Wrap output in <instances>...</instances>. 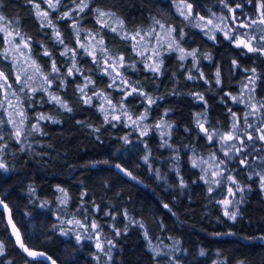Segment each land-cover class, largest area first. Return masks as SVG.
Segmentation results:
<instances>
[{
    "label": "trees",
    "instance_id": "16d2710c",
    "mask_svg": "<svg viewBox=\"0 0 264 264\" xmlns=\"http://www.w3.org/2000/svg\"><path fill=\"white\" fill-rule=\"evenodd\" d=\"M35 1L0 0V15L5 17L0 27L19 29L30 40V59L42 66L53 59L63 72L53 77L47 92L41 88L20 92L13 55L9 52L8 59L2 55L7 46L5 33L0 32V70L13 83L9 94L21 97L28 115L25 123L32 128L35 122L40 128L39 132L32 128L25 142L22 138L18 142L1 118L0 162L5 167L0 169V201L7 208L0 206L4 248L0 264H264V198L256 177L250 175L264 167L257 139H244L245 150L230 161L227 170V176L232 175L243 189L237 191L235 184H229L234 203L228 210L237 213L235 219L226 216L219 203L227 194L224 183L211 186L209 193L200 169L192 165L193 153L204 152L208 146L196 114L201 112L208 126L222 131L230 130L234 120L239 131L248 129L253 115L246 116V104L232 99L248 75L255 80V98L264 103V55L235 43L237 37L254 36L253 47L260 46L255 42L264 26L239 25L258 21L257 9L264 0H226L234 12L220 0H87L89 6L83 12H72L68 0H60L55 11L48 9V19L63 44L57 42L52 26H41ZM176 2L192 5L188 19L184 16L189 12L179 10ZM96 9L114 13L123 26L106 21L110 27H102L105 22L97 21ZM64 12H72V18L61 19ZM214 13L228 21L231 40L221 32L210 38L198 26V18ZM154 20L174 29L171 38L185 50H195V59L186 55L181 60L175 51H163L159 71L146 68L152 65L146 53L134 50L131 38L121 37H131L137 29L143 35L158 28ZM100 39L110 56L124 57L121 71L127 84L109 87L113 81L104 72V54L94 47L100 46ZM88 41L99 64L85 51ZM65 47L69 51L61 55ZM45 48L50 56L44 55ZM71 51L80 71L68 75L63 65ZM86 79L93 83L86 85ZM81 87L86 96L78 90ZM133 88L137 91L132 92ZM101 92L117 107L119 120L107 114L105 122L102 98H97ZM49 94L58 95L72 111L50 100ZM87 97H92L91 104L84 103ZM147 97L155 102L150 104ZM39 115L51 119L38 120ZM136 118L140 120L133 124ZM157 119H163L167 133L156 130ZM244 158L247 162L241 164ZM7 216L24 246L44 252L49 260L27 257L8 227ZM69 220H79L83 227ZM93 222L98 225L95 230ZM98 242L102 250L97 249Z\"/></svg>",
    "mask_w": 264,
    "mask_h": 264
},
{
    "label": "rangeland",
    "instance_id": "374dc122",
    "mask_svg": "<svg viewBox=\"0 0 264 264\" xmlns=\"http://www.w3.org/2000/svg\"><path fill=\"white\" fill-rule=\"evenodd\" d=\"M35 4H39L40 10L42 12L46 11L48 12L49 6L47 3V0H36ZM55 2V0H54ZM80 3V0H68L67 1V5L70 4V9L73 10L77 7V4ZM177 8L179 10H184L189 12V8L188 5L186 3L183 2H176ZM68 11V10H67ZM77 12V11H75ZM106 12V11H105ZM224 15L220 14V13H214V14H210L208 16L203 17V19L198 18L197 19V24L198 26L210 37H213L214 34L216 32H221L225 35L226 32H228L229 30V24L228 21L226 20V18L224 17V20L219 19V17H221ZM209 20L212 21V23H209ZM103 22L109 21L111 22L114 27L115 26H119V19L111 16H105L102 18ZM215 25H219L221 29H223L222 31L217 30L215 28ZM264 26V25H263ZM254 37V36H252ZM251 37V38H252ZM262 37H264V31L261 33L259 41H256L255 44L257 43L258 45H264V39H262ZM240 39H245L244 37H239ZM87 40V39H85ZM172 38L171 36L168 34L167 28L161 29L160 27L155 29V34L152 36H146L145 39L143 41L140 40L139 37H136V40L133 42L137 43V41H139V43L137 44V48H139L142 53H146V57L148 58V61L150 64H152L153 66L155 65V63H158L160 61V56L161 53L163 51H175L176 52V56H178L180 58V56L182 55V53L179 50H172L169 49V44H171L172 42ZM15 43H20L19 39L15 41ZM236 43V42H235ZM79 44V42L77 43V45ZM252 46L254 45L253 42L251 41ZM7 48L9 49V52L13 55V58H15L16 61V71H15V77L17 75V73H21L22 75V79H26L27 76H34L33 80L28 81V85L29 87H26V91L29 90V88H45L48 87L47 84L44 83L43 79L41 76L39 75H35L33 72V69L31 67L32 65V59H30L29 55L31 53V50L29 51L28 48H23L21 45L20 50H17L14 46L11 45H6ZM180 48H183L181 45H179ZM86 47L88 49V51H93L94 48L92 49L90 47V43L89 41L86 43ZM95 49H99L100 46H94ZM243 47V46H242ZM256 47V46H255ZM159 48V56L157 57L156 55V49ZM245 48V47H244ZM259 48V46L257 47ZM173 49H175V46L173 45ZM184 49V48H183ZM190 51H187L184 49V53H189ZM73 53L74 51H71L69 56L67 57L66 60H68V63H70V60H73ZM116 58V57H114ZM103 60V59H102ZM118 61V58H117ZM52 63H53V59H49L48 63H46L45 66H42L39 64L41 70L43 73L45 74H50L49 75V79H51L53 81V77H56L57 74H61L63 71L60 69V65H57V68L59 69L58 73H52ZM68 63H62L66 64L63 65L64 69L66 72H68L69 70V66ZM73 62L71 61V64ZM104 63V61H103ZM109 65H111V61L108 62ZM105 65V63H104ZM121 66H119V62L116 65V71H112V67H108V71L112 72V77H116L115 80V85L116 87L120 86L122 84V81L120 79V77H123V80L126 81L124 79V72L121 71ZM1 71V70H0ZM117 72L119 73V76H117ZM252 80L251 75H248L247 78L240 82L239 88L237 90V94L234 97H237V101L238 102H242L246 104L247 107V112H251V104H256L257 107H259V105L261 104V102L259 100H257L254 96V92H253V83H251L250 81ZM16 81V80H15ZM113 81V80H112ZM3 80H0V84H3ZM17 83V82H16ZM8 84L9 85H13L12 81L10 79H8ZM17 85H22L20 83H17ZM12 90H10L11 92ZM7 89V100L4 99L5 97V90L4 89H0V102H3V107H0V121H2L3 119L7 121L9 120V113H11V119L15 122L16 124V128H21L23 129L22 133H21V137L22 138V142H25V139L27 138V133H29L30 131H33L32 128L30 127V124L25 123V121H27L26 119H28V115L25 109V105L22 103V99L21 97H19V103H17V96L13 95L11 96L10 93ZM105 96V95H104ZM106 97V96H105ZM8 101H11V106L9 105ZM110 101V103H109ZM103 105V107L105 109H107V114L113 115V116H118V109L115 106V109L112 108V105H115L110 99H103L102 98V103L101 106ZM21 107L23 108V113L24 116L27 117L26 119H23V117L19 114L20 113V109ZM1 110H3V113H1ZM105 113V112H104ZM253 115V119L251 122H248L247 124H251L253 127H248V129L251 128V130H248L247 128L245 130L242 131H237L236 132V136L239 137V139H234L233 141H229L227 143H225L222 146L221 140H220V136H216L214 135L213 140L209 141L207 136L205 135V141L208 143V146L206 147V151L201 152V153H193L192 158L195 157L196 160L199 161H205V163L201 164L198 168L201 171L202 176H206V179L208 180H212L215 179L214 177H212V172L217 170V165H219V169L223 172V176L221 177L222 179V183H224V189L227 192L226 197L224 199H230L233 201L234 203V195L233 196H229L228 194V188L230 187V182L227 180V170L229 169V164L230 161L235 158V157H239L241 152H243L245 150V147L247 146L248 143H245L243 145L240 144V140H248L247 136L248 134H252L254 138L257 139L256 144H258L261 148V151L264 153V141L259 140V133L255 131L256 128H264V109H261L260 111H257L255 113L252 114ZM257 117V118H255ZM2 118V120H1ZM21 119H23V125L20 124ZM196 119L198 122L199 119V123H203L204 125L207 122V118L201 113L199 112L198 114H196ZM140 119L136 118V123L137 121ZM233 122H235L237 124V121L234 120ZM36 124L35 122H33V125ZM9 127H11L13 129V131H16V128H13V126L11 124H9ZM155 127L156 130H158L161 133H167L168 129L165 127L164 121L163 119H157L155 120ZM157 125H159V127H157ZM237 128H238V124H237ZM206 129L208 132L210 133H217L219 132L220 135H224L226 133H228L229 131L232 130V128H230V130L228 131H222L219 130L217 128L214 127H210L206 124ZM242 134H244V138L242 137ZM33 132L31 133L30 136H33ZM26 137V138H25ZM251 141V140H248ZM260 142V144L258 143ZM235 143L236 144V148L232 149L231 152H229V156H225V152L229 151V144ZM250 143V142H249ZM242 148V151H237V149ZM214 157V159H212ZM231 157V158H229ZM263 158H264V154H263ZM220 161H224L223 164H220ZM203 169V171H202ZM260 174H264V167L256 170L253 175L256 177L257 180V184L258 187L260 189V191L262 192V194L264 195V189L261 188V181H260ZM250 175H248V177H250ZM217 184H212L211 186H216ZM234 192V191H233ZM233 203L229 204L228 206H232ZM9 218L10 216H7L6 220H7V224L8 227L10 229V231L12 232V234H14L13 232V228H12V224H9ZM12 220V219H11ZM15 225V224H14ZM16 236V235H15Z\"/></svg>",
    "mask_w": 264,
    "mask_h": 264
},
{
    "label": "snow or ice",
    "instance_id": "6c2138e0",
    "mask_svg": "<svg viewBox=\"0 0 264 264\" xmlns=\"http://www.w3.org/2000/svg\"><path fill=\"white\" fill-rule=\"evenodd\" d=\"M29 2H31V0H29ZM250 2H251V0H250ZM47 3H48L49 8L52 9L53 11H55L57 9V7L59 6V4H60V0H55V2H54V0H47ZM220 3L223 4L224 7L228 8L229 12H234L235 11V9H233L232 7H229V5L226 2V0H220ZM34 6L36 8L37 17L41 20V26L42 27H44V26H52L53 27V31H54L55 36H56L57 42L60 43V44H63L64 41H63V39H61L59 31L54 28V26L52 24V21L50 19H48V15H49L48 12H46V11L42 12L40 10L39 4H35ZM88 6L89 5L87 3V0H80V3L77 4V7L75 9H73L72 12H75V11L83 12L85 10V8H87ZM240 7H241V4H239V3L236 4V8H240ZM188 8H189V10H191L192 5L189 4ZM261 9H264V5L258 6L257 10L261 12V15H260V18H259L258 21L257 20H252V21H250V23L248 25L241 24V25H239V27H249V26L255 25L257 23H259L261 25H264V11H261ZM72 12H64L63 16L61 17V19H64V18L71 19L72 18ZM96 12L98 13V16H97V21L98 22H101V18H103L105 16L111 17V16L115 15L114 13L105 12V11H102L100 9H96ZM181 14L183 15V13H181ZM190 15H191V11H189V14L185 15L184 18L188 19ZM201 19H203V17H201ZM219 19L224 20V17L221 16V17H219ZM236 19H237V17L233 16V22H235ZM2 21H5V17L3 15H0V22H2ZM154 23L159 25V27L161 29L165 28V25L162 24L158 20H154ZM209 23L211 24L212 21L209 20ZM119 24L122 27L123 26V21L122 20L119 21ZM102 27H110V25H108L105 22V23H102ZM73 28L76 30L77 35H78L79 29L76 28L75 24H73ZM215 28L217 30H220V31L223 30V29L220 28L219 25H215ZM111 30L113 32H117L116 28H112ZM167 31H168V34L171 35V33H172V31H174V29L169 27L167 29ZM231 31L232 30L229 29L228 32L225 33V38L226 39H229V40L232 39ZM261 31H264V29H261ZM0 32L5 33L4 43L6 45L14 46L17 50H20L21 45H22L23 48H28L29 51H30V40H26L25 37L19 31V29H16L14 31H10V30H8L7 26H3V27H0ZM154 34H155V29L154 28H150L143 35H141V31L139 29H137L136 32H135V35L129 37L128 34H125L121 38L124 39V40H128L129 38H131L132 40L135 41L136 37H139L140 40L143 41L146 36H152ZM245 36H247V33H245ZM17 38H19V41H20V43H18V44L15 43ZM181 38H182V36H181ZM210 38H214V37H210ZM262 39H264V37H262ZM98 43L101 46L99 48V51L104 54V63H105L104 72H105L106 75L112 76V72L108 71V67L111 66L112 67V71H116V65H117L118 62H119V66H123L124 57L120 56L118 58V61H117V58H114V57L110 56L108 54L107 49L105 47H103V44H104L103 39H100ZM138 43H139V41H137V43L133 44V49L134 50L136 49ZM173 45L175 46V49H173ZM236 46L237 47L243 46V47L247 48V50L249 52H257V51H259L262 55H264V45H260L259 48L253 47L252 44H251V37H248L247 40L240 39L239 37H237L236 38ZM80 47H85V46L83 44H81ZM169 49L179 50L182 53V55L180 56L181 60L185 59L186 55L193 56V58L195 59V50L185 54L184 53V49L180 48L178 42L175 39H173L171 44H169ZM68 51H69V49L67 47H65V51L62 52L61 55H67ZM85 51L88 53V55L93 56V62L94 63L99 64L100 61H99V59L97 58V56L95 54V49L93 51H88V49L85 47ZM155 51H156V55L158 57L159 56V48H157ZM2 55H3L4 59H8L9 49L7 47L4 49V52L2 53ZM44 55L45 56H50L51 55L46 48L44 50ZM74 57H75V53H73V64H72V67L69 68V70H68V75H72L74 71H76V72L80 71V69H78L76 67ZM109 61H111V65H109V63H108ZM160 63H162V61H159L158 63H156L155 66L146 64L145 67L148 68L149 70L153 71L154 73H157L159 71ZM233 63L235 64V61ZM13 67H14V69L16 67L15 58H13ZM31 67L33 69L34 74L41 76L43 81H44V83L48 85V87L43 88V90L45 92H47L48 88L51 87V85H52V80L49 79V75L50 74L43 73L41 68H40V66H39V64H37L35 60L32 61ZM58 72H59V69L56 66V62L53 60L52 73H58ZM253 72H255V69H253ZM201 75H203V74H201ZM117 76H119L118 72H117ZM192 78L193 77L191 75L188 77V79H192ZM33 79H34V76H27L26 79H22L21 73L18 72L17 75H16V82L22 84V86L19 89V91L23 92L26 87H29L28 81L33 80ZM120 79H121V81L123 83L127 84V81H124L123 77H120ZM0 80H3V82H4L3 84H0V89H4L5 90L4 99L7 100V89H10L11 85L8 84V75H6L3 71H0ZM112 80H113V83L110 84L109 87H113L115 85L116 77H112ZM216 82H217V84L220 83L219 70H217V81ZM250 82L254 83L255 80L252 79ZM92 83H93L92 80L86 79V85L87 84H92ZM61 84H63V80L61 81ZM29 90L31 92H35L36 88H29ZM78 90L80 91L82 96H86L85 89L83 87L79 88ZM136 91H137L136 88L132 89V92H136ZM131 94L132 93H128V95H131ZM12 95H16V93H12ZM140 95H145V94L141 91ZM97 98L108 99V97H105L102 92L101 93H97ZM49 99L52 100V101H55L57 104L60 105V107L64 108L66 111H69V112L72 111V109L68 106V104L65 103L64 101H62L61 98L58 95L49 94ZM147 99H148L150 104L155 102L151 97H147ZM197 99L203 100L204 97L203 96H197ZM232 99L234 101H236L238 98L237 97H233ZM91 101H92V97H87L86 99H84V103H86V104H91ZM8 103L11 106V101H8ZM17 103H19V97L18 96H17ZM109 103H110V101H109ZM0 107H3V102H0ZM112 108L115 109V105H112ZM251 109H252V111L249 112V113H246L245 114L246 116L252 115L253 113H255L257 111H260L261 109H264V103H261L259 105V107H257L256 104H251ZM100 110L102 112H105V122H108L107 109H105L103 107V105H102ZM19 114L23 117V119L27 118V117L24 116L22 107L20 109V113ZM232 116L235 117V113H232ZM9 117L10 118L8 120V123L11 124L13 126V128H16L15 122L11 119V113H9ZM128 118L131 119L130 116ZM144 118H145V116H141L140 117L141 120L144 119ZM23 119H21V121H20L21 125H23ZM45 119H51V118L47 117V116H44V115H39L38 116V120H45ZM112 119L113 120H119L120 118L118 116H113ZM2 122L3 121H0V123H2ZM135 123H136V121H133V124H135ZM113 126H115V125H113ZM198 126L200 128V131L205 133V135L207 136L209 141L213 140L214 135L220 136V140H221L222 146L225 143L229 142V141H233L234 139H239V137L236 136V132L238 131V128H237V124L235 122H233V124H232V130L229 131L228 133L224 134V135H220L219 132H217L215 134L208 132L207 129L205 128L204 124L199 123V119H198ZM157 127H159V125H157ZM248 127H253V126L251 124H249ZM32 128H33V130H35L37 132L40 131L39 124L32 125ZM22 131H23L22 127L21 128H16L15 136H16V139H17L18 142L20 140ZM255 131L259 133V140L264 141V128H256ZM146 132H147V129L145 128V130L141 134L144 135V134H146ZM247 138H248V140H253L254 139L253 135L250 134V133L248 134ZM125 142H127V138H125ZM240 144L243 145L244 141L240 140ZM236 147L237 146H236L235 143L229 144V151L225 152V156H229V152H231V150L236 148ZM237 151H242V148L237 149ZM229 158H231V157H229ZM145 159H147V157H145ZM212 159H214V157ZM246 162H247L246 158L241 159V164H245ZM203 163H205V161L201 160V161L198 162L195 157L192 158L193 167H199ZM223 163H224V161H220V164H223ZM4 167H5V165L2 162H0V169H3ZM117 167L119 168V165H117ZM216 167H217V170L212 172V177H214L215 179L208 180V179H206V176H201L200 177L201 180H204L205 183L209 184V187H208V192L209 193H211L213 191V188L211 187L212 184H214V183L215 184H221L223 182L222 179H221V177L223 176V172L219 169V165H217ZM121 171H123V169H121ZM202 171H203V169H202ZM227 180L229 182H231V184H235L236 185V190L237 191H243V189L239 186V184L237 183V181L234 179V177L232 175H228L227 176ZM260 181H261V188L264 189V174H260ZM181 186H183V181L182 180H181ZM61 191H63V190H61ZM228 194H229L230 197L234 195L232 187L228 188ZM65 202H66V199H61V203H65ZM2 203H3V201H0V204H2ZM219 203L222 204L225 207V213L224 214L226 216H228L230 219H235L236 218L237 213L236 212H230L228 210V205L233 203L232 200L224 199V200L219 201ZM4 207L7 208V205H4ZM165 207H167V205H165ZM68 223L69 224L75 223L76 225H79V226L83 227V225L81 224V222L79 220H74V221L73 220H69ZM9 224H12L11 218H9ZM97 227H98V225L95 224V222H93L92 228L95 230ZM12 228H13L14 234H16L17 243L19 244V246L25 252L28 253L29 256L43 255L42 253L37 254V253L29 251V249H27L24 246V244L21 242L18 230L16 229V226L14 224H12ZM76 239H77V241H79L80 240V236L77 235ZM109 243H111V241H109ZM96 247H97L98 250H102V246H101V244L99 242L97 243ZM3 250H4L3 245L0 244V254L3 253Z\"/></svg>",
    "mask_w": 264,
    "mask_h": 264
},
{
    "label": "water",
    "instance_id": "95a60500",
    "mask_svg": "<svg viewBox=\"0 0 264 264\" xmlns=\"http://www.w3.org/2000/svg\"><path fill=\"white\" fill-rule=\"evenodd\" d=\"M203 124V123H202ZM205 126V125H204ZM206 128V127H205ZM200 129V128H199ZM204 133V132H202ZM117 165L119 164H116L115 165V168L119 171H121L122 167L119 165V168L117 167ZM122 173H125V170L123 169V171H121ZM1 207H4V203L0 204ZM5 208V207H4ZM168 208V207H166ZM169 209V208H168ZM171 211V210H170ZM173 213V211H171ZM6 213H8V211L6 210ZM16 241H17V237H16ZM29 251L31 252H34V253H42L43 255H36V256H29L28 253L26 252V255L29 259H45V260H49V257L44 253V252H41V251H38V250H35V249H29ZM50 264H57L55 261H51Z\"/></svg>",
    "mask_w": 264,
    "mask_h": 264
},
{
    "label": "flooded vegetation",
    "instance_id": "af4514ba",
    "mask_svg": "<svg viewBox=\"0 0 264 264\" xmlns=\"http://www.w3.org/2000/svg\"><path fill=\"white\" fill-rule=\"evenodd\" d=\"M263 195V194H262ZM263 198H264V195H263Z\"/></svg>",
    "mask_w": 264,
    "mask_h": 264
}]
</instances>
